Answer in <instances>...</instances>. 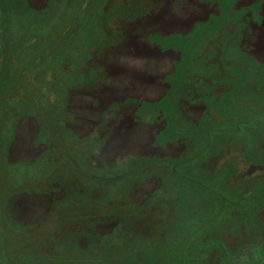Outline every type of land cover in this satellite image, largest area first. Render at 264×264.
Wrapping results in <instances>:
<instances>
[{
    "label": "rangeland",
    "instance_id": "1",
    "mask_svg": "<svg viewBox=\"0 0 264 264\" xmlns=\"http://www.w3.org/2000/svg\"><path fill=\"white\" fill-rule=\"evenodd\" d=\"M0 264H264V0H0Z\"/></svg>",
    "mask_w": 264,
    "mask_h": 264
}]
</instances>
